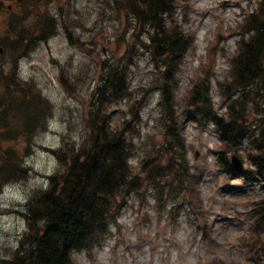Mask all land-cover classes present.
Instances as JSON below:
<instances>
[{
	"label": "rangeland",
	"instance_id": "obj_1",
	"mask_svg": "<svg viewBox=\"0 0 264 264\" xmlns=\"http://www.w3.org/2000/svg\"><path fill=\"white\" fill-rule=\"evenodd\" d=\"M260 2L177 0L173 21L188 45L175 64L173 108L166 114L159 97L161 65L145 47L121 44L123 15L111 0L4 1L0 95L3 78L30 82L38 93L42 121L29 139L19 141L22 133L15 120L0 123V147L13 140L16 159L27 167L19 179L0 183V264L13 259L27 230V201L46 187L61 165L56 152L69 153L85 137L91 91L104 59L126 64L125 94L111 100L104 111L112 127H121L132 140L134 171L141 173L147 157L161 151L170 137L164 133L166 127L179 119L188 164L184 171L190 176L184 172L176 181L159 178L156 188L143 180L132 194L120 195L103 232L71 253L72 264H264V245L262 251L254 249L264 241V233L254 230L250 213L264 188L241 185L238 174L218 168L211 149L218 145L216 151L221 150L223 145L213 125L194 115L196 103L202 106L201 92L211 101L212 112L224 114L231 59L241 37L248 36L242 24L250 10L258 7L256 12L262 13ZM42 21L47 29L39 34ZM16 30L31 37L24 49L10 40ZM244 146L228 155L248 167L247 152L254 150Z\"/></svg>",
	"mask_w": 264,
	"mask_h": 264
},
{
	"label": "trees",
	"instance_id": "obj_2",
	"mask_svg": "<svg viewBox=\"0 0 264 264\" xmlns=\"http://www.w3.org/2000/svg\"><path fill=\"white\" fill-rule=\"evenodd\" d=\"M4 1L11 0H0V12ZM176 2L177 0H111L112 5H116L123 15L119 20L122 23L121 44L145 47L150 52L151 59L158 62V66L161 65L162 91L159 97L166 114H170L173 108L171 86L175 64L188 45L184 32L173 21ZM259 9L264 13V0H261ZM262 13H251L243 25L245 33L249 34L241 37L232 58L231 72L225 83L224 114L212 112L206 104L197 107L196 103L194 109V115L202 116V121L216 126L224 145L223 150L218 152L221 164L234 169L227 152L237 150L244 140L254 150L248 154L254 170H242L245 176L243 179L252 181L264 180ZM43 22L40 29L37 27L36 32L39 34L47 29ZM12 33L10 40L22 49L31 40L30 36H23L22 30ZM116 41L119 42L117 36ZM111 63L104 59L98 82L91 91L85 137L77 146H72L69 153L65 150L56 152L61 162L60 167L48 177L47 186L37 190L28 200L24 213L27 230L9 264H72L71 253L89 246L103 232L106 221L113 214L116 198L122 194H132L143 180L156 188L160 183L159 178L169 177L170 181H176L185 172L188 164L179 119L174 120L176 125L169 124L166 127L164 133H168L170 137L161 145V151L147 157L149 160L146 159L141 164L144 167L141 173L134 171L129 162L134 149L133 142L121 127H112L107 115L109 113L104 111L111 100L123 97L126 90V64L123 66V63ZM3 81L0 123L4 126L3 121L12 118L20 126L19 132L22 133L17 140L29 139L42 121L38 93L30 82L17 79L16 83L9 78H3ZM197 96L199 93L193 98ZM256 115H259L258 119L255 118ZM14 148L13 140L7 146L0 147V183L19 179L20 174L22 177L27 170L22 161L16 159ZM164 154H168V159L166 157L162 161ZM185 175L189 178L190 173L186 170ZM258 206L257 225L260 230H264V199ZM263 245L260 249H263Z\"/></svg>",
	"mask_w": 264,
	"mask_h": 264
},
{
	"label": "water",
	"instance_id": "obj_3",
	"mask_svg": "<svg viewBox=\"0 0 264 264\" xmlns=\"http://www.w3.org/2000/svg\"><path fill=\"white\" fill-rule=\"evenodd\" d=\"M19 1H21V0H19ZM206 99H207V97H206ZM236 163H238L239 165H240V162L239 161H235Z\"/></svg>",
	"mask_w": 264,
	"mask_h": 264
}]
</instances>
